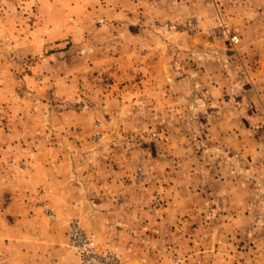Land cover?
<instances>
[{
	"label": "rangeland",
	"instance_id": "374dc122",
	"mask_svg": "<svg viewBox=\"0 0 264 264\" xmlns=\"http://www.w3.org/2000/svg\"><path fill=\"white\" fill-rule=\"evenodd\" d=\"M244 1L0 0V177L34 162L67 168L89 198L87 219L67 223L123 264H231L190 240L211 221L190 223V195L204 175L207 184L243 162L208 135L232 106L204 83L218 73L231 86L246 80L228 22L251 14ZM232 91L224 97L245 95ZM236 109L250 132L264 127L250 114L256 106Z\"/></svg>",
	"mask_w": 264,
	"mask_h": 264
},
{
	"label": "crops",
	"instance_id": "0c3cea01",
	"mask_svg": "<svg viewBox=\"0 0 264 264\" xmlns=\"http://www.w3.org/2000/svg\"><path fill=\"white\" fill-rule=\"evenodd\" d=\"M263 3L244 1L240 7L249 9L251 14L241 13L239 18L228 20L240 35L238 57L246 80L231 86L230 82H221L218 73L219 79L204 83L219 99L222 96L226 106H232L228 119H215L208 135L227 147L230 155L243 159L237 174H228L222 167L219 174L208 177L207 184L206 175L198 178L204 181L203 185L198 191L193 189L190 195V223L194 219L202 221L204 215L211 218L208 227L201 231L203 237L198 230L196 237L190 240L198 241L199 254L209 256L206 252L213 251L212 255L220 257L221 263H264V196H251L259 186L264 188V127L254 132L258 135L250 132V123L245 122L243 114L236 109V106H256L250 112L255 113L252 117L264 116V65L260 63L264 57V20L258 11L264 8ZM203 9L207 15L209 6L203 5ZM231 90L245 95L225 98ZM207 102H212L211 97ZM29 169L30 172L24 174L15 168L14 171L2 170L5 173L0 177L4 181L0 182L4 183L3 192L8 189L16 196H0V264H79L65 246L66 223L71 217L87 219L84 208L89 198L70 182L69 174H63L67 168L57 171L55 166L47 167L45 162H34ZM16 181L21 184L17 186ZM24 183L30 184L31 189L17 196L23 191ZM45 208L51 210L53 217L44 212ZM192 225L190 237L194 233Z\"/></svg>",
	"mask_w": 264,
	"mask_h": 264
},
{
	"label": "built area",
	"instance_id": "2783aa9c",
	"mask_svg": "<svg viewBox=\"0 0 264 264\" xmlns=\"http://www.w3.org/2000/svg\"><path fill=\"white\" fill-rule=\"evenodd\" d=\"M218 23L217 28H220ZM65 245L78 258L80 264H123L119 253L110 249H100L93 236L83 230L77 220L67 223ZM175 260L174 264H178Z\"/></svg>",
	"mask_w": 264,
	"mask_h": 264
}]
</instances>
